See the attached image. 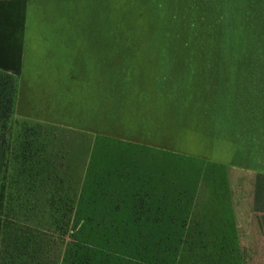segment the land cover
<instances>
[{
	"label": "rangeland",
	"instance_id": "1",
	"mask_svg": "<svg viewBox=\"0 0 264 264\" xmlns=\"http://www.w3.org/2000/svg\"><path fill=\"white\" fill-rule=\"evenodd\" d=\"M0 73L16 88L0 131L4 200L63 197L64 181L82 179L97 202L76 213L78 225L83 216L92 219L87 227L131 222L127 209L111 213L102 196L121 197L120 208L131 207L136 196L148 198L158 212L151 237L91 235L93 249L124 256L120 242L155 244L158 264H264L253 208L255 178L264 172V60L30 65L24 78ZM38 176L54 181L55 190L25 189ZM110 204L114 209L117 201ZM50 241L52 255L63 258L59 236Z\"/></svg>",
	"mask_w": 264,
	"mask_h": 264
},
{
	"label": "crops",
	"instance_id": "2",
	"mask_svg": "<svg viewBox=\"0 0 264 264\" xmlns=\"http://www.w3.org/2000/svg\"><path fill=\"white\" fill-rule=\"evenodd\" d=\"M260 60L264 0H0V71L22 78L30 65Z\"/></svg>",
	"mask_w": 264,
	"mask_h": 264
},
{
	"label": "trees",
	"instance_id": "3",
	"mask_svg": "<svg viewBox=\"0 0 264 264\" xmlns=\"http://www.w3.org/2000/svg\"><path fill=\"white\" fill-rule=\"evenodd\" d=\"M15 98V85H12L6 74L0 73V131L6 129V124L12 115ZM1 136L3 139L6 137L4 134ZM3 168L0 153V174ZM37 180L36 182L32 178L26 181L25 189L31 191L33 186H38L42 192L44 189L52 191L56 188L54 187L55 182H50L49 178L39 179L38 176ZM63 186H66L67 191L63 197L56 198V195H51L49 198L23 197L20 201L17 199L14 205H12L11 198L4 200L0 195V264H158V255H156L158 245L155 244L125 245L120 242L117 246H120V249L123 248L124 256H121V251L111 249L107 252L91 248V235L98 238L108 236L119 239L133 236L151 237L155 231L158 212L148 198L136 196L131 207L120 208L123 204L119 199L121 197L117 198L112 195L99 197L102 204L107 202V209L113 214L127 209L128 214L131 215V222L119 226L107 227L99 224L95 227H87L86 224L92 219L83 216L84 224L78 225L75 215L76 213L78 215L83 207L96 208L97 201L93 200L96 195L89 194L86 190L89 185L87 187L82 179L76 183L66 180ZM73 187H78L77 195L70 197L69 191ZM91 188L95 186L92 185ZM114 199L117 201V206L112 209L110 203H114ZM253 207L264 236V174L262 173H258L255 178ZM102 219L105 220L106 217L103 216ZM35 221L37 225L30 227L29 222ZM48 225H57L59 228L56 227L54 230L44 228ZM53 235H58L64 245L63 258L61 255H52L49 250L50 239ZM114 245L116 246V243Z\"/></svg>",
	"mask_w": 264,
	"mask_h": 264
}]
</instances>
